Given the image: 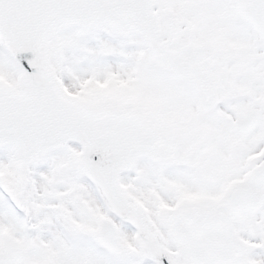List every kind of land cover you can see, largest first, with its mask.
Here are the masks:
<instances>
[{"label": "rangeland", "instance_id": "374dc122", "mask_svg": "<svg viewBox=\"0 0 264 264\" xmlns=\"http://www.w3.org/2000/svg\"><path fill=\"white\" fill-rule=\"evenodd\" d=\"M157 10L182 26L173 48L198 38L204 51L215 55V67L200 74L212 79L218 109H198L202 86L171 75L126 26H55L43 41V59L84 103L133 109L180 144L176 164L141 159L120 179L130 198L149 210L164 245L174 250L159 210L189 199L213 202L264 159V46L226 0H159ZM163 39H170L169 31ZM0 82L22 87L19 67L1 40ZM252 110L261 114L256 128L248 134L235 131L233 121ZM79 160V148L66 145L41 155L20 175L14 150L0 147V249L9 237L24 248V264H156L141 254L133 228L109 217L106 201L85 178ZM103 223L114 226L115 253L98 242ZM238 230L256 247L242 264H264V209Z\"/></svg>", "mask_w": 264, "mask_h": 264}, {"label": "water", "instance_id": "95a60500", "mask_svg": "<svg viewBox=\"0 0 264 264\" xmlns=\"http://www.w3.org/2000/svg\"><path fill=\"white\" fill-rule=\"evenodd\" d=\"M159 0H0V36L22 69L23 91L0 84V145L16 150L24 174L43 152L70 142L82 148L81 166L97 184L121 221L135 227L142 252L159 264H240L251 245L239 238L237 226L249 223L264 208V161L240 182L228 187L224 196L206 205L190 202L176 210L160 212L176 252L162 244L147 211L132 203L119 183V176L140 157L159 162L176 155L179 144L157 133L143 117L115 109L95 110L64 93L42 59V42L57 24L72 22L88 27L98 21L110 25L126 23L139 32L162 57L170 71L193 85L205 83L197 70L209 72L214 54L202 53L198 40L177 41L180 24L163 23L165 12H155ZM238 14L259 34L264 43V0H229ZM166 27L171 38L163 41ZM203 109L217 106L214 83L207 82ZM259 120L251 112L234 123L249 132ZM105 245L116 250L113 228L100 231ZM0 264H23V249L6 239Z\"/></svg>", "mask_w": 264, "mask_h": 264}, {"label": "bare ground", "instance_id": "6f19581e", "mask_svg": "<svg viewBox=\"0 0 264 264\" xmlns=\"http://www.w3.org/2000/svg\"><path fill=\"white\" fill-rule=\"evenodd\" d=\"M199 133H200V130H195V131L193 132V134H195L196 136L199 135Z\"/></svg>", "mask_w": 264, "mask_h": 264}]
</instances>
